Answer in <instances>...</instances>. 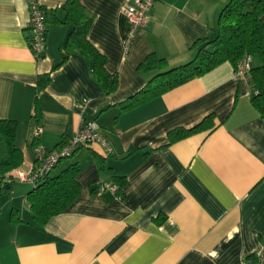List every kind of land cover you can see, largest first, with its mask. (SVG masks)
<instances>
[{"label": "crops", "instance_id": "crops-1", "mask_svg": "<svg viewBox=\"0 0 264 264\" xmlns=\"http://www.w3.org/2000/svg\"><path fill=\"white\" fill-rule=\"evenodd\" d=\"M65 1L37 0L47 16L45 52L37 59L29 48L28 1L0 0V118L17 122L23 162L16 170L33 168L36 124L46 150L67 141L81 123L94 122L114 151L103 156L94 144L54 166L51 177L76 163L80 192L42 226L26 200L33 185L15 170L10 181L0 174V264H240L259 252L264 118L250 102L247 78L235 79L234 67L224 62L139 106L120 105L157 72L139 68L149 54L168 67L190 61L193 42L215 36L228 0H156L127 51L122 9L132 0H81L92 21L88 39L117 76L108 95L79 55L67 53L54 68L71 31L53 17L64 18ZM45 73L50 81L38 91L37 77ZM36 97L40 118L34 116ZM210 114L212 129L169 143L170 130L190 128ZM101 183L118 191H99ZM12 211L18 221L10 220Z\"/></svg>", "mask_w": 264, "mask_h": 264}, {"label": "trees", "instance_id": "trees-1", "mask_svg": "<svg viewBox=\"0 0 264 264\" xmlns=\"http://www.w3.org/2000/svg\"><path fill=\"white\" fill-rule=\"evenodd\" d=\"M61 8L65 12L64 18L61 19L54 14V20L71 25V31L66 39L61 59L54 68L65 60L67 53L77 54L84 59L90 77L100 86L102 95L114 92L117 87V76L106 70V57L88 39L92 21L81 0H66ZM190 48L194 51L192 59L176 67H168L164 58L154 53L149 54L139 64V68L157 72L141 90L120 103L122 109L128 110L150 101L166 91L202 76L221 63L229 62L235 67L244 57L250 56L259 61L257 65L251 64L247 75L251 92L250 102L264 118V0H228L219 13L215 36L199 38ZM49 81V73L38 75V91L44 89ZM34 116L41 117L37 97L34 102ZM213 127V115L210 114L190 128L179 127L170 130L169 143ZM16 130L15 120L0 118L2 152L0 174L8 181L11 179L9 174L18 169L23 162V154L15 144ZM65 143L66 141L58 147ZM31 144L37 145V139L32 140ZM78 172L79 166L73 163L57 176L51 177L49 172L32 186L26 194V200L38 225H44L51 217L63 212L78 197L80 192ZM115 181L120 186L124 183L123 178H115ZM14 215L15 211H12L10 220L18 221Z\"/></svg>", "mask_w": 264, "mask_h": 264}, {"label": "built area", "instance_id": "built-area-1", "mask_svg": "<svg viewBox=\"0 0 264 264\" xmlns=\"http://www.w3.org/2000/svg\"><path fill=\"white\" fill-rule=\"evenodd\" d=\"M27 1L29 6V21L27 24L30 30L29 48L33 56L39 59L43 56L46 47V11L37 0ZM155 2L156 0H132L123 7L122 12L126 22V30L122 38V45L125 51L130 48L138 31L147 24L149 12ZM251 64L252 58L250 56L240 60L234 67V78L237 80L247 78ZM41 133L42 126L36 124L30 132V140H38ZM94 144L101 146L103 156L110 155L114 151L109 139L100 131L96 123H81L78 130L62 146L53 150H46L39 143L35 145V160L32 170L27 174L15 170V176L23 182L34 185L38 180L44 178L62 159L72 156L80 148H89ZM9 175L12 178L13 174L10 173ZM105 189L110 190L112 193L118 191V187L115 184H99V191ZM240 264H264V246L259 252L243 257Z\"/></svg>", "mask_w": 264, "mask_h": 264}]
</instances>
